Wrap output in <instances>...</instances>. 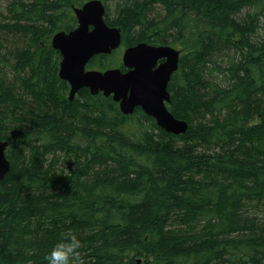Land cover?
Returning <instances> with one entry per match:
<instances>
[{
	"label": "trees",
	"instance_id": "obj_1",
	"mask_svg": "<svg viewBox=\"0 0 264 264\" xmlns=\"http://www.w3.org/2000/svg\"><path fill=\"white\" fill-rule=\"evenodd\" d=\"M0 1V264H46L68 229L83 264H264V0H101L122 47L180 51L166 106L182 135L56 90L51 39L89 0Z\"/></svg>",
	"mask_w": 264,
	"mask_h": 264
},
{
	"label": "water",
	"instance_id": "obj_2",
	"mask_svg": "<svg viewBox=\"0 0 264 264\" xmlns=\"http://www.w3.org/2000/svg\"><path fill=\"white\" fill-rule=\"evenodd\" d=\"M105 11L101 0H89L73 8L76 28L59 31L52 37L51 46L61 56L58 77L69 85V101L80 90L88 89L93 96L99 93L111 96L123 115H131L140 108L166 133L185 134L188 123L175 118L166 107L170 101L167 86L178 69L179 50L168 45L139 43L123 51L125 71L87 69L92 58L111 54L121 45V33L106 24ZM7 147L8 142L0 140V182L10 171Z\"/></svg>",
	"mask_w": 264,
	"mask_h": 264
},
{
	"label": "clouds",
	"instance_id": "obj_3",
	"mask_svg": "<svg viewBox=\"0 0 264 264\" xmlns=\"http://www.w3.org/2000/svg\"><path fill=\"white\" fill-rule=\"evenodd\" d=\"M83 244L78 234L68 229L60 233L57 241L44 255L46 264H83Z\"/></svg>",
	"mask_w": 264,
	"mask_h": 264
},
{
	"label": "rangeland",
	"instance_id": "obj_4",
	"mask_svg": "<svg viewBox=\"0 0 264 264\" xmlns=\"http://www.w3.org/2000/svg\"><path fill=\"white\" fill-rule=\"evenodd\" d=\"M114 4L115 3H113V2H108V5H109V8H110V12H112L113 11V8H114ZM5 6H6V3L4 2V1H0V13H3L4 11H5ZM261 35H263L264 34V30L262 29L261 30ZM124 48L125 47H120V48H118L116 51V53L113 55V57H110V58H108L107 59V64H106V69H108V68H114V67H116V68H120L119 67V65H121V56H122V53H123V51H124ZM115 52V51H114ZM105 65V64H104ZM98 70H105V68L104 67H99V69ZM56 84L57 85H59L58 87H56V90H60V92H61V94L63 95V97L65 98V99H68V97H69V87H67V88H63V87H61L60 86V84L59 83H57L56 82ZM60 87V88H59ZM77 96V95H76ZM75 96V97H76ZM69 100V99H68ZM74 100V99H73ZM70 102H73V101H70Z\"/></svg>",
	"mask_w": 264,
	"mask_h": 264
}]
</instances>
